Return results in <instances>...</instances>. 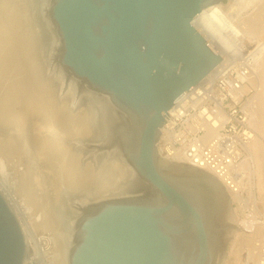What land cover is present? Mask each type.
<instances>
[{"label":"water","instance_id":"95a60500","mask_svg":"<svg viewBox=\"0 0 264 264\" xmlns=\"http://www.w3.org/2000/svg\"><path fill=\"white\" fill-rule=\"evenodd\" d=\"M34 1L39 17L41 0ZM229 2L47 0L55 61L90 94L66 105L84 114L69 131L52 126L33 138L50 136L96 172L111 160L133 172L105 195L96 193L97 177L84 187L88 198L63 184L57 208L64 221L76 219L66 264H221L229 237L243 230L215 176L157 149L168 109L221 59L193 21ZM111 172L107 181L118 169ZM27 256L21 221L0 188V264H25Z\"/></svg>","mask_w":264,"mask_h":264},{"label":"bare ground","instance_id":"6f19581e","mask_svg":"<svg viewBox=\"0 0 264 264\" xmlns=\"http://www.w3.org/2000/svg\"><path fill=\"white\" fill-rule=\"evenodd\" d=\"M33 1L0 0V131L3 132L2 129L4 128L9 131L8 127L10 126H15V129H21L25 123L24 118L28 117L27 114H31L35 119L37 118L36 122L32 124V131L38 132L44 128L45 132H49L51 131L49 128L53 126L55 130L67 132L75 126L74 122L84 117V114L73 115L68 112L65 104L60 103V100L55 97L56 87L41 73L43 69L42 58L40 57L42 50L39 40L41 39L36 37L34 27V24H38L34 17L33 20L30 19L29 14L30 7L33 8ZM263 16L264 0H230L224 9L220 3L205 8L193 21V24L194 22L197 23L199 31L209 39L214 47H217H215L216 50H219L218 52L223 57L236 55L241 47L248 49L245 44H255L252 50L255 55L250 65L251 73L248 83L244 86V91L247 90L249 84L256 86L255 94L248 98L245 103V109L250 116L249 121L253 137L245 148L244 158L238 165L239 173L242 175L238 185L240 186V191L231 192V196L238 202L241 212L248 210V213L241 217L239 226L248 230L249 233L238 232L234 236L235 238L230 243L229 258L225 264H253L252 251L255 241L260 237L261 233L262 223L258 219L260 215L263 216V211L261 214V210L264 209V202L262 201L263 203H261V208L263 209L258 208L260 205H257L258 200L254 195L253 189H257L264 195V58H260L259 62L261 64L258 65L255 59L256 54L264 48V41H260V39L264 38V23L260 25ZM41 17L38 23L45 24L43 16ZM46 38L47 41L51 40V36L48 34ZM261 56L264 57V54ZM255 66H257V72L254 70ZM3 134L5 135V133ZM46 138L45 140L36 141V145L32 149L34 148V153L37 155L40 166L52 178L50 179L53 181V186L50 189L52 191H50V198L58 207L59 204L57 202L60 200L58 194L63 184L67 187L70 185L75 190L83 189V194L88 198L90 189H85L84 187L89 186L88 183L100 177L103 183L96 188V193L98 195L109 194L110 188L113 187L111 182L118 179V176L123 172L121 164L126 166L125 163L111 160L103 166L105 169L101 168L96 172L90 163L83 165L73 149L56 147L50 136ZM6 140L8 141V138ZM6 140L4 141L7 144ZM10 141L13 143L12 140ZM2 144L4 145V143ZM8 146L14 147L13 145ZM22 148L24 149V147ZM7 153L12 155L13 152L9 150ZM7 153L5 154L7 155ZM23 153L25 156V149ZM27 155L29 156V154ZM172 161L188 163L201 168L183 159L180 153ZM102 163H105V161ZM20 164L24 165L23 173H28L26 169H30L28 167L30 164L28 165L26 162ZM25 164L28 165L26 169ZM20 168L21 166L17 167V169ZM36 168L38 169L37 166ZM111 169H118V174L114 179L111 178V181H107V178L112 175ZM206 171L208 172V170ZM3 172H5V162H3L1 155L0 174H3ZM209 173L212 174L210 171ZM35 178L38 179L36 176ZM37 181L42 186L40 180L38 179ZM9 187L11 188L12 186ZM245 191H247V194H245ZM10 200L15 204V213L25 220L22 227L26 234L27 248L29 253L31 252L30 256L33 255L32 250H34L30 246V241H32L34 246H37L35 245L37 242H42L40 245L43 251L53 252L54 256H60L58 264H66V255L72 233L64 232L60 235V248L55 247L50 234L51 237L49 235L48 237L40 236L39 239H37L36 235L33 236L34 234H31L32 239L29 238L27 232H31L32 225H29L28 220L32 219V216L28 214L27 206L17 200L15 194H10ZM249 203L253 204L250 205L251 209L249 208ZM54 215L56 213L52 214L50 219L43 218L41 223L47 224V220L53 222L55 220ZM39 217L40 213L37 212L36 220ZM75 222L76 219L72 221V226ZM259 222L261 223L260 225L258 224ZM239 239L243 241L241 244L244 246L239 243L242 246L240 247L237 244ZM237 240L238 242H236ZM237 245L239 248L236 247ZM29 258L34 259L36 257L32 256Z\"/></svg>","mask_w":264,"mask_h":264},{"label":"built area","instance_id":"2783aa9c","mask_svg":"<svg viewBox=\"0 0 264 264\" xmlns=\"http://www.w3.org/2000/svg\"><path fill=\"white\" fill-rule=\"evenodd\" d=\"M253 48L241 47L232 56L219 53L221 59L168 109L157 142L160 155L173 160L180 153L189 163L210 171L229 193L240 191L238 165L253 137L244 91ZM37 243L40 248L32 250L36 258L30 259L28 250L25 264H58L60 256L43 251L42 242ZM252 254L253 264H264V223Z\"/></svg>","mask_w":264,"mask_h":264},{"label":"rangeland","instance_id":"374dc122","mask_svg":"<svg viewBox=\"0 0 264 264\" xmlns=\"http://www.w3.org/2000/svg\"><path fill=\"white\" fill-rule=\"evenodd\" d=\"M33 3H34L33 8L30 7L29 14H30V19L33 20V17H34L35 18L34 20L38 24V25L34 24V27H35L36 37L41 39V40H39L40 41V48L42 50V54H40L41 55L40 57L42 58L41 62L43 64V67H42L43 69L41 70V73L43 74V76L45 78H47V80H49L53 84L54 87H56V92H55L56 99L60 100V103L65 104V106L66 105L71 106V105L77 103L78 100L81 99L82 95L90 94L89 93L90 91H88V89L80 81L69 76L55 61V55H56V50L58 47V41L53 35L52 25L49 22V19L47 18V13H46V11H47V4H46L47 0L46 1L41 0L38 3L41 5V7L39 8V16L40 17L43 16L45 24H39L38 23L40 18L38 16H35V13H36L35 11H37V10L35 9L36 4L34 1H33ZM263 17L261 19L262 22H260V25H262L264 23ZM194 25L196 26V28L198 30H200L196 22H194ZM40 26H43L44 28H46L45 32L41 31ZM47 34L49 36H51V40L47 41V38H46ZM45 35H46V37H45ZM260 41H264V38L260 39ZM245 45H246V47L248 46L249 49L255 46V44H249V45H251L250 47L248 44H245ZM262 49L255 56L257 65L261 64L259 62L260 58L261 57L264 58L263 56H261L262 54H264V48H262ZM259 53H261V54H259ZM44 55H45V58H43ZM256 67L257 66H255L254 70H256V72H257L258 69ZM255 87L252 86L251 84L248 85L247 90H246V92L248 93V98H250L252 95L255 94V92H256ZM27 116L28 117L24 118L25 123L23 124L21 129H15L16 128L15 126L14 127L10 126V127H8L9 131H7V128L2 129L3 132L0 131V140H1L0 143L2 141H3L2 143H4V145L2 143L0 144V156L2 155L3 162H5V172H3V174H0V188L2 189V191H4V193L6 194V196L9 199V201L12 203L14 211H15V204L10 200V194L11 193L15 194L16 199L19 200L21 203H24L25 206H27L26 208H28V214L32 216V219L28 220L29 225H32L31 232H27L28 237L32 239L33 234H34L33 236H35V235L36 236L37 235L42 236V235H46L48 233V235L50 234L52 236L53 244L55 245V247L60 248L61 247L60 246L61 240L59 239L60 235L63 234L64 232H68V233L70 232V234L72 233V221L74 220V218L73 219L69 218L68 221H64L63 218H61L62 210H58L57 209L58 206H56L55 202L50 198L51 192H52L50 189L52 188L51 186H53V181L50 180L52 178H50V175L47 174V171L40 166L37 155L34 153L35 152L34 148L32 149V147H35V145H36V142H35L33 135H32L34 131H32V129H31L32 124H34L33 123L34 117L31 114H27ZM26 129H27V131H26ZM3 133H5V135ZM7 138H8V141L6 140ZM4 140L7 141V144L5 143ZM10 140H12L13 143ZM19 141H20V143H19ZM8 145H13L14 147L11 148ZM15 147H16V149L18 147V149L17 150L14 149ZM22 147H24V149H25V156L27 154H29V156L27 155L28 157L24 156V153H23L24 149ZM28 149H30V150H28ZM9 150L11 152H13L12 155L11 154L8 155L7 152ZM5 153H7V155ZM28 160L31 162H29ZM22 162L23 163L26 162L28 165L30 164L29 166L25 164L26 165L25 169L27 166L30 169L33 166L34 167L32 168V170L27 168L26 172H28V173L24 174L23 173L24 165L20 164ZM32 162L35 164L33 165ZM16 163H18V164H16ZM19 166H21V168L17 169V167H19ZM36 166L38 167V169L36 168ZM121 168H123L122 169L123 172L121 175L118 176V179L121 180L125 175H127L128 172H130L132 174V171L127 164H126V166L125 165L123 166L121 164ZM123 174H124V176H123ZM35 176L40 180L42 186H40V184L37 181L38 179H36ZM118 179L113 180V182L117 181ZM113 182H111V185L116 186L117 183L116 182L113 183ZM9 186H12V187L10 188ZM110 189H111V191H109L108 193L115 191L117 189V187H112ZM253 190H254V195H255L256 199L258 200L257 205H260L258 208H261L262 207L261 203L264 202V195L261 192H259L257 189H253ZM245 194H247V191H245ZM229 195H230V199L232 201V205H233V207H235V211L233 212L234 217H235V221H236V224L239 225L241 217H243V215L248 213V210H244L243 212H241L238 202L235 199H233V197L231 196V193H229ZM259 202H260V204H259ZM250 205H253V204L249 203V208L251 209L252 207ZM261 209H263V208H261ZM262 211H263V214H262ZM37 212L40 213V217L38 218V220H36ZM55 213H56V215H54L55 220L53 222H50L49 220H47V224L43 223L44 224L43 225L41 223L43 218L46 217V218L50 219L51 215L55 214ZM261 214L263 216L260 215V218L258 219V221H260L261 223H264V209L261 210ZM17 216L20 219L21 224L24 225L25 220L22 219L21 216H19V215H17ZM260 222L258 223L259 225L261 224ZM35 224H37V225H35ZM241 229H243V230H236L235 233H233L232 237H229L226 255H225L221 264H225L227 262V259L229 258L230 243L235 238L234 236L238 232L249 233L248 230H246L242 227H241ZM29 241H30V239H29ZM236 242H238V240ZM239 243L241 244V243H243V241L241 239H239V242L237 244L239 245ZM37 244L38 243H36L35 245H37ZM238 245L236 246L237 248H239V246H240V245L239 246ZM241 245L244 246L243 244H241ZM30 246L33 247L34 250L37 247L40 248L38 245L37 246L32 245V241H30ZM242 246H240V247H242Z\"/></svg>","mask_w":264,"mask_h":264},{"label":"flooded vegetation","instance_id":"af4514ba","mask_svg":"<svg viewBox=\"0 0 264 264\" xmlns=\"http://www.w3.org/2000/svg\"><path fill=\"white\" fill-rule=\"evenodd\" d=\"M57 203L60 204V201H58Z\"/></svg>","mask_w":264,"mask_h":264}]
</instances>
